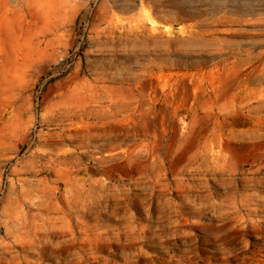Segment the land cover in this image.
Segmentation results:
<instances>
[{
    "label": "rangeland",
    "instance_id": "rangeland-1",
    "mask_svg": "<svg viewBox=\"0 0 264 264\" xmlns=\"http://www.w3.org/2000/svg\"><path fill=\"white\" fill-rule=\"evenodd\" d=\"M0 264H264V0H0Z\"/></svg>",
    "mask_w": 264,
    "mask_h": 264
}]
</instances>
